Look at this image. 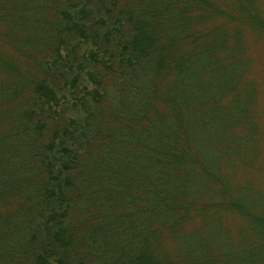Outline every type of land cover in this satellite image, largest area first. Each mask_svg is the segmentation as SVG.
Segmentation results:
<instances>
[{"label":"trees","instance_id":"16d2710c","mask_svg":"<svg viewBox=\"0 0 264 264\" xmlns=\"http://www.w3.org/2000/svg\"><path fill=\"white\" fill-rule=\"evenodd\" d=\"M249 26L264 0H0V264H264Z\"/></svg>","mask_w":264,"mask_h":264},{"label":"rangeland","instance_id":"374dc122","mask_svg":"<svg viewBox=\"0 0 264 264\" xmlns=\"http://www.w3.org/2000/svg\"><path fill=\"white\" fill-rule=\"evenodd\" d=\"M260 9V7H259ZM248 30V38H249V48L253 55V66L252 72L256 74L259 85V118L262 125L263 131V151L260 155V163L262 169L264 170V36L260 33L259 30L252 29L253 26ZM245 180V179H244Z\"/></svg>","mask_w":264,"mask_h":264}]
</instances>
